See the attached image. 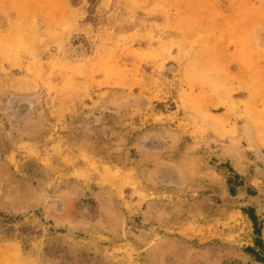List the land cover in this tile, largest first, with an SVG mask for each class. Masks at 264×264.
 Segmentation results:
<instances>
[{
    "label": "rangeland",
    "instance_id": "1",
    "mask_svg": "<svg viewBox=\"0 0 264 264\" xmlns=\"http://www.w3.org/2000/svg\"><path fill=\"white\" fill-rule=\"evenodd\" d=\"M235 143L264 147V0H0V264H263Z\"/></svg>",
    "mask_w": 264,
    "mask_h": 264
},
{
    "label": "crops",
    "instance_id": "2",
    "mask_svg": "<svg viewBox=\"0 0 264 264\" xmlns=\"http://www.w3.org/2000/svg\"><path fill=\"white\" fill-rule=\"evenodd\" d=\"M204 118L207 124L215 121L216 115L209 111H205ZM218 116L220 115L217 113ZM224 118V117H223ZM218 119V118H217ZM227 148H217V156L227 161L235 175L239 178L238 185H234L230 181V190L235 198L242 199L239 202L240 207L254 209L255 215H260L264 220V166L258 164L255 159H248V155H254L256 160L264 163V147L253 150H248L246 147L243 149L239 145L231 144L226 145ZM253 151V152H252ZM249 176V177H248ZM243 182V183H241ZM262 241L264 243V221L262 229Z\"/></svg>",
    "mask_w": 264,
    "mask_h": 264
},
{
    "label": "trees",
    "instance_id": "3",
    "mask_svg": "<svg viewBox=\"0 0 264 264\" xmlns=\"http://www.w3.org/2000/svg\"><path fill=\"white\" fill-rule=\"evenodd\" d=\"M257 233L259 234V230H257ZM259 236H260V235H259ZM255 243L261 245L260 238H258V239L255 241ZM247 251H249L250 253H253V256H254L256 262H258V263H263V264H264V255L259 256L257 253L254 252L253 249H250V248H249Z\"/></svg>",
    "mask_w": 264,
    "mask_h": 264
}]
</instances>
